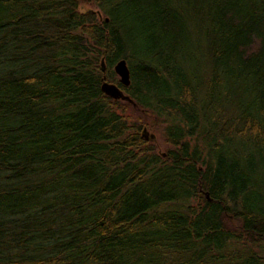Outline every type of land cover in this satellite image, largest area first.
I'll return each mask as SVG.
<instances>
[{
    "label": "trees",
    "instance_id": "1",
    "mask_svg": "<svg viewBox=\"0 0 264 264\" xmlns=\"http://www.w3.org/2000/svg\"><path fill=\"white\" fill-rule=\"evenodd\" d=\"M263 252L264 0H0V264Z\"/></svg>",
    "mask_w": 264,
    "mask_h": 264
},
{
    "label": "water",
    "instance_id": "2",
    "mask_svg": "<svg viewBox=\"0 0 264 264\" xmlns=\"http://www.w3.org/2000/svg\"><path fill=\"white\" fill-rule=\"evenodd\" d=\"M101 66H102V69L104 70V63L103 62H102ZM112 66H113V71L116 74L119 83L123 86H128L130 84L131 80H130V69H129V66H128L126 59L120 58ZM100 89L105 95H107L113 99H118V98H122V97H123V99L127 98L126 95L124 94L123 90L114 82H109V81L103 80L101 83ZM142 135L144 136V138H147V137L153 138L152 135L149 136L146 133L145 129L142 131ZM205 196L208 200H210L207 192H205Z\"/></svg>",
    "mask_w": 264,
    "mask_h": 264
},
{
    "label": "rangeland",
    "instance_id": "3",
    "mask_svg": "<svg viewBox=\"0 0 264 264\" xmlns=\"http://www.w3.org/2000/svg\"><path fill=\"white\" fill-rule=\"evenodd\" d=\"M86 6V5H85ZM90 8H94L92 5H87ZM117 77V76H116ZM140 114L143 116V119L145 121V127L143 126V130H146V133L150 136L152 135L153 138L147 137L150 141H153V144L155 145V150L158 153H164L168 148L169 144L167 143L165 137H164V126L162 119L159 117H156L149 113H144L140 111ZM141 116V117H142ZM142 130V131H143ZM264 255V252H263Z\"/></svg>",
    "mask_w": 264,
    "mask_h": 264
}]
</instances>
